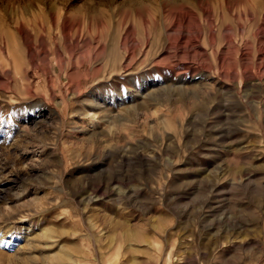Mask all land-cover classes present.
<instances>
[{
    "label": "rangeland",
    "instance_id": "374dc122",
    "mask_svg": "<svg viewBox=\"0 0 264 264\" xmlns=\"http://www.w3.org/2000/svg\"><path fill=\"white\" fill-rule=\"evenodd\" d=\"M0 264H264V0H0Z\"/></svg>",
    "mask_w": 264,
    "mask_h": 264
}]
</instances>
